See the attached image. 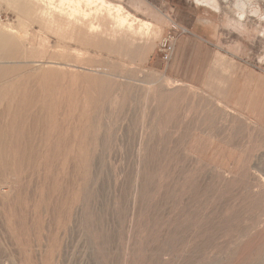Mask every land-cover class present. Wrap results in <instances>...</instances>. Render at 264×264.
Instances as JSON below:
<instances>
[{
  "label": "rangeland",
  "instance_id": "obj_1",
  "mask_svg": "<svg viewBox=\"0 0 264 264\" xmlns=\"http://www.w3.org/2000/svg\"><path fill=\"white\" fill-rule=\"evenodd\" d=\"M241 1L0 0V124L31 158L5 167L0 264H264V83L224 113L175 57L224 38L264 76V0Z\"/></svg>",
  "mask_w": 264,
  "mask_h": 264
},
{
  "label": "crops",
  "instance_id": "obj_2",
  "mask_svg": "<svg viewBox=\"0 0 264 264\" xmlns=\"http://www.w3.org/2000/svg\"><path fill=\"white\" fill-rule=\"evenodd\" d=\"M207 20L205 17L204 21ZM198 24L199 28L203 26L201 21ZM175 52L176 64L181 65L180 81L188 90L192 89V95L196 91H204L209 99L224 108V113L231 109L232 92L240 90L251 92L247 98L251 99L252 105H263V74L233 63L230 40L183 37L178 40ZM240 92L238 95L235 93L236 98ZM219 112L221 115V108Z\"/></svg>",
  "mask_w": 264,
  "mask_h": 264
},
{
  "label": "bare ground",
  "instance_id": "obj_3",
  "mask_svg": "<svg viewBox=\"0 0 264 264\" xmlns=\"http://www.w3.org/2000/svg\"><path fill=\"white\" fill-rule=\"evenodd\" d=\"M205 3L206 4H213L214 5V3H215V0H205ZM241 4H243V8H242V10L246 7V5H245V0H243V2L241 1L240 2ZM253 11H255V12H257L258 10L257 9H254ZM110 12V11H109ZM242 12V11H241ZM245 13V12H244ZM109 14V13H108ZM241 19H242V14H241ZM244 17V16H243ZM126 19V18H125ZM119 21H121V20H119ZM123 22H124V19L122 20ZM63 22V21H62ZM126 22V21H125ZM118 23V22H117ZM116 23V24H117ZM90 24V23H89ZM120 24V23H119ZM119 24H117V26L119 25ZM66 25V24H65ZM76 25H78V24H76ZM85 25V24H84ZM123 25V24H122ZM86 26H87V23H86ZM128 26V25H127ZM121 27V26H120ZM124 27V26H123ZM85 28V27H84ZM91 28V27H90ZM122 28V27H121ZM83 29V28H82ZM81 29V30H82ZM88 30V29H87ZM141 30V29H140ZM116 33H117V31H116ZM138 33V32H137ZM143 33V32H142ZM114 34H115V31H114ZM119 34V33H118ZM122 34V33H121ZM87 35V34H86ZM117 35V34H116ZM89 36V35H88ZM115 36V35H114ZM3 38H6L5 39V41H3V44H5V45H9V46H11L12 47V49L13 48H15L16 47V45L15 44H17V42H16V40H15V38H13V37H3ZM80 38V37H79ZM118 38V37H117ZM121 38V37H120ZM139 38V37H138ZM117 40V39H116ZM126 41V40H125ZM77 42V41H76ZM89 42V41H88ZM85 43V42H84ZM11 49V48H10ZM6 53H11V54H14L15 53V51L14 52H11V51H9V49H8V52H6ZM99 70V69H98ZM100 72H102V71H100ZM50 75V74H49ZM49 75H48V77H49ZM57 75V74H56ZM59 75V74H58ZM57 75V76H58ZM62 76V75H61ZM102 76V75H101ZM34 77V76H33ZM32 77V78H33ZM56 77V76H55ZM97 77V76H96ZM59 78V76L57 77V79ZM69 79V78H68ZM31 80V79H30ZM48 80V79H47ZM62 80V79H61ZM91 80V79H90ZM58 81V80H57ZM101 80L99 79V82H100ZM1 82V81H0ZM59 82H60V80H59ZM80 82V81H79ZM97 82V81H96ZM18 83V82H17ZM16 83V84H17ZM30 83V82H29ZM28 83V84H29ZM58 83V82H57ZM68 83V82H67ZM91 83V82H90ZM10 84V83H9ZM97 84V83H96ZM2 85V84H1ZM17 88V87H16ZM23 88V87H22ZM29 88V87H28ZM27 88V89H28ZM7 90V89H6ZM15 90V89H14ZM13 90V91H14ZM1 91V90H0ZM21 91V90H20ZM99 91V90H98ZM5 92V91H4ZM28 92V91H27ZM30 92V91H29ZM32 92V91H31ZM15 93V92H14ZM36 93V92H35ZM103 93V92H102ZM1 94H3V93H1ZM23 94V93H22ZM6 95V94H5ZM4 95V96H5ZM9 95V94H8ZM12 95V94H11ZM20 95V94H19ZM34 95H36V94H34ZM33 95V96H34ZM38 95V94H37ZM2 96V95H1ZM32 96V95H31ZM44 96H46V93L44 94ZM112 96V95H111ZM7 97V96H6ZM11 97V96H10ZM18 98H19V96H18ZM34 98V97H33ZM43 98V97H42ZM42 98H41V100H42ZM0 99H1V97H0ZM26 99H28V98H26ZM35 99V98H34ZM25 100V99H24ZM43 100H45V99H43ZM34 101H36V100H34ZM24 102V101H23ZM26 102V101H25ZM33 102V101H32ZM41 102V101H40ZM7 103V102H6ZM9 103V102H8ZM16 104V108H17V102L15 103ZM15 104H13V105H15ZM22 104H24V103H22ZM32 104V103H31ZM31 104H29V105H25V106H30ZM39 104V103H38ZM33 105V104H32ZM24 106V107H25ZM13 107V106H12ZM40 107V106H39ZM38 107V108H39ZM51 107V106H50ZM5 108H6V106H5ZM4 108V110L6 111V109ZM15 108V107H14ZM25 108H27V107H25ZM24 108V109H25ZM21 109H23V108H21ZM29 109V108H28ZM43 109V108H42ZM45 109V108H44ZM3 109H2V112L4 111ZM14 110V109H13ZM12 111V110H11ZM24 111V110H23ZM23 111H21L22 112V114L24 113ZM34 111V110H33ZM39 111H40V109H39ZM26 112V111H25ZM29 112V111H28ZM6 113V112H5ZM20 113V112H19ZM18 113V114H19ZM50 113V112H49ZM12 114V113H11ZM27 114V113H26ZM39 114V113H38ZM13 115H15L14 113H13ZM12 115V117H14ZM35 115V114H34ZM28 116V115H27ZM42 116V115H41ZM47 117H48V112H47V115H46ZM45 116V117H46ZM10 117V116H9ZM21 117V116H20ZM32 117V116H31ZM39 117H40V114H39ZM1 118H2V114H0V123H2V121H1ZM17 118H19V117H17ZM22 119V118H21ZM25 119H26V117H25ZM38 119H41V118H38ZM47 119V118H46ZM4 120V119H3ZM30 120V119H29ZM34 120V119H33ZM37 120V119H36ZM13 121V120H12ZM15 121V120H14ZM23 121V120H22ZM47 121H48V119H47ZM25 122V121H24ZM27 122V121H26ZM33 122V121H32ZM32 122H30V124H32ZM15 123V122H14ZM14 123H9L8 125H7V127H9V129H8V132H7V135L9 136V138L10 139H12V141H10V140H7L6 138L8 137V136H5L6 134L3 132V130H2V126H1V124H0V206H2L1 208L2 209H4L5 208V206H3V204H6L5 203V201L8 199L7 197V199L5 198V195H6V193H7V191H10L11 190V186H9V185H6V180L3 178V176L7 173V172H5L6 170H5V167L8 165V163H12V164H14V167H10V169L12 170V171H14L15 173H17L16 171H18L19 169H21V168H19L18 166H19V164H21V162L23 163V162H26L27 164H28V162L30 163V160H31V158H26L27 156H25V151H24V145L22 144V142H21V140H22V135H23V133L21 132V130H20V126H19V129H17V127L15 128V130H14V127H13V125L12 124H14ZM29 123V122H28ZM41 123V122H40ZM17 124V123H16ZM46 124V123H45ZM24 125V124H23ZM47 125V124H46ZM45 125V126H46ZM51 127V126H50ZM39 128H41V127H39ZM43 128V127H42ZM41 128V130H43ZM46 128V127H45ZM44 128V129H45ZM5 129V128H4ZM49 129V128H48ZM49 130H51V129H49ZM38 131V130H37ZM44 132V131H43ZM28 133H29V131H28ZM41 133V132H40ZM43 134V133H42ZM44 135V134H43ZM45 136V135H44ZM40 137V136H39ZM41 138V137H40ZM48 139V138H47ZM44 140H46V139H44ZM10 141V143L12 144H10L11 146V148L8 150L7 148H6V146H7V144H8V142ZM44 142V141H43ZM45 143V142H44ZM38 144V143H37ZM36 144V145H37ZM51 147V146H50ZM43 148H44V146H43ZM47 148V147H46ZM44 150H46V149H44ZM41 153V152H40ZM39 153V154H40ZM28 155V154H27ZM30 155V154H29ZM50 155V154H49ZM34 157V156H33ZM32 157V158H33ZM46 157H47V153H46ZM38 158V157H37ZM40 158V157H39ZM50 158V157H49ZM43 159V158H42ZM34 160V159H33ZM39 160V159H38ZM49 162V161H48ZM32 163V162H31ZM39 163V162H38ZM37 163V164H38ZM44 163V162H43ZM25 165V164H24ZM23 165V166H24ZM29 165V164H28ZM49 165H50V163H49ZM9 166H11L10 164H9ZM13 166V165H12ZM22 166V167H23ZM40 166H41V164H40ZM33 167V165L31 166V168ZM36 167V166H35ZM31 170V169H30ZM36 170V169H35ZM10 171V170H9ZM33 171V170H32ZM24 172V171H23ZM30 173H32L31 171H30ZM47 173V172H46ZM8 174V173H7ZM18 176H20V175H18ZM29 177V176H28ZM20 179V178H19ZM10 181V180H9ZM21 181V180H20ZM27 181H28V179H27ZM31 181V180H30ZM14 182V181H13ZM17 182V181H16ZM9 183H11V182H9ZM18 183H20V182H17V185H20V184H18ZM13 185H15V184H13ZM30 186V185H29ZM43 188V187H42ZM5 189L7 190V191H5ZM19 191V190H18ZM4 192H6V193H4ZM29 192V191H28ZM9 193V192H8ZM12 194V193H11ZM10 194V195H11ZM19 196V195H18ZM34 196V195H33ZM10 197V196H9ZM11 197H12V195H11ZM32 200V199H31ZM34 203V202H33ZM14 204V203H13ZM2 209H0V213H1V211H2ZM7 209L9 210V211H11V210H13V207L11 208V205L10 204H7ZM9 214V213H8Z\"/></svg>",
  "mask_w": 264,
  "mask_h": 264
},
{
  "label": "built area",
  "instance_id": "obj_4",
  "mask_svg": "<svg viewBox=\"0 0 264 264\" xmlns=\"http://www.w3.org/2000/svg\"><path fill=\"white\" fill-rule=\"evenodd\" d=\"M172 31L168 32L164 38H162L160 42V49H161V57L162 59L169 61L174 49H175V44L177 41L178 36L181 33H187L188 31L185 28L179 27L177 24L173 23L172 24Z\"/></svg>",
  "mask_w": 264,
  "mask_h": 264
}]
</instances>
